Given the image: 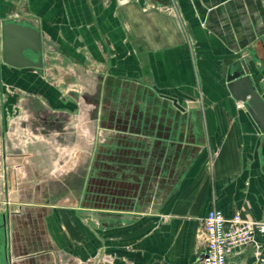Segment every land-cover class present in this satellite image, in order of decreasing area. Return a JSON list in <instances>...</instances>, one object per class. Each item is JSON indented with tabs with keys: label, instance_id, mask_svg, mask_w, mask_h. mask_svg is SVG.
<instances>
[{
	"label": "crops",
	"instance_id": "1",
	"mask_svg": "<svg viewBox=\"0 0 264 264\" xmlns=\"http://www.w3.org/2000/svg\"><path fill=\"white\" fill-rule=\"evenodd\" d=\"M4 20L41 30L43 68L3 60ZM242 60L264 97V0H0L4 164L27 156L10 154L11 134L13 144L19 139L10 132L13 117L22 115L35 139L65 131L77 107L74 86L89 95L102 82L104 89L110 82V89H127L136 99L147 93L161 103L168 95L186 106L165 114L170 135L164 139L191 148L185 172L153 209L54 203V189L42 192L32 204L49 214L39 222L42 235L27 238V220L16 219L20 234L11 260L106 264L103 255L112 253L116 264H194L207 250L203 221L211 208L264 220V132L246 106L237 107L227 81L233 63ZM10 204L12 221L31 202L20 201L16 210ZM256 242L263 243L264 235L258 233ZM255 251V243L234 249L227 264H254Z\"/></svg>",
	"mask_w": 264,
	"mask_h": 264
},
{
	"label": "flooded vegetation",
	"instance_id": "2",
	"mask_svg": "<svg viewBox=\"0 0 264 264\" xmlns=\"http://www.w3.org/2000/svg\"><path fill=\"white\" fill-rule=\"evenodd\" d=\"M101 84L95 90L98 103L103 107L99 117L97 157L84 167L86 179L82 193H74V197L62 194L61 200L68 204L116 211L134 209L138 204L143 207L139 201L148 196L144 208L149 205L153 209L155 204L165 201L170 189L177 184L191 154L189 146L183 147L164 139L169 134L165 121L169 122L170 118L165 114L175 110L186 111V106L168 95H163L167 101L155 103L147 97V93L144 98L139 96L136 99L127 89H110V82L104 89L105 85ZM82 88L75 90V97L83 96L76 91H82L88 97L86 89ZM69 175L70 172H67L65 178L68 179ZM59 197L58 193H54V199ZM8 212L10 214V211L3 214L0 222L4 238L2 255L7 264L12 252L10 243L14 238L9 231ZM27 223L24 229L27 238L40 235L37 230L34 231L33 220Z\"/></svg>",
	"mask_w": 264,
	"mask_h": 264
},
{
	"label": "rangeland",
	"instance_id": "3",
	"mask_svg": "<svg viewBox=\"0 0 264 264\" xmlns=\"http://www.w3.org/2000/svg\"><path fill=\"white\" fill-rule=\"evenodd\" d=\"M74 87L73 93L75 90H80L81 85ZM77 92L83 96L76 97L77 107L70 117L69 128L65 131L54 130L52 134L48 132L43 134L41 138L35 139L31 130L24 129L25 121L22 115L12 118L10 132H16L15 135H19V139L15 142H18L17 145L19 146L13 144L15 139H13L14 135L11 134L10 154L19 155L25 151L27 156L21 159L11 157L9 163L5 164L0 157V219L2 220L3 214L7 213L6 204L9 200L11 210H16V206L20 201L31 202V204H24L22 215H14L12 221H10L9 231L14 236L10 243L12 255L13 243L18 238V229L15 226L16 219L33 220L34 231L37 228L39 232L40 224L37 221L47 220L49 214L45 212L43 219H41L40 208H35L32 204L35 201L40 202V197L44 196L46 192H50V189H54V193H58V196H60L58 199H54V203L65 201L61 200L62 194H69L74 197V193H82L86 179L83 175L84 167H87L88 163H91L97 157L96 151L100 133L98 128L100 125L99 117L103 107L98 103L96 91L91 90L88 97L82 91ZM73 167H75L74 170ZM67 172H70V175L67 176L68 179L65 178ZM7 177L10 180H7ZM139 178L141 179L142 176L140 175ZM140 186L142 185L140 184ZM142 188L143 190L146 188V183ZM147 197L139 201V203H143V207L138 204L137 209L145 207ZM47 225L46 223L45 226L47 227ZM46 232L47 228L44 233ZM104 255L114 256L112 253ZM11 259L12 256L8 264L17 263V261ZM105 263L109 264L108 262ZM0 264H7V261L3 259V255H0Z\"/></svg>",
	"mask_w": 264,
	"mask_h": 264
},
{
	"label": "water",
	"instance_id": "4",
	"mask_svg": "<svg viewBox=\"0 0 264 264\" xmlns=\"http://www.w3.org/2000/svg\"><path fill=\"white\" fill-rule=\"evenodd\" d=\"M2 57L12 66L44 67V46L41 30L31 25L16 21H2ZM37 54L31 58L26 52ZM228 88L237 101H243L251 112L254 120L264 132V97L258 83L252 77L251 69L245 60L236 61L227 73Z\"/></svg>",
	"mask_w": 264,
	"mask_h": 264
},
{
	"label": "built area",
	"instance_id": "5",
	"mask_svg": "<svg viewBox=\"0 0 264 264\" xmlns=\"http://www.w3.org/2000/svg\"><path fill=\"white\" fill-rule=\"evenodd\" d=\"M237 107H245L244 102L238 101ZM258 233L264 235V220L246 218L241 211L226 216L221 209L213 207L203 221L207 250L200 262L194 264H227L228 257L234 249L252 243L256 246L254 264H264V242H256ZM102 259L109 264H116L115 256L104 255Z\"/></svg>",
	"mask_w": 264,
	"mask_h": 264
}]
</instances>
